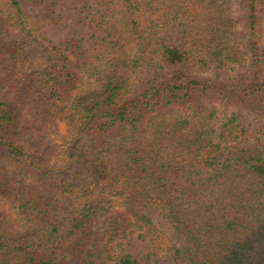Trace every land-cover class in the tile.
Returning <instances> with one entry per match:
<instances>
[{"label":"trees","instance_id":"16d2710c","mask_svg":"<svg viewBox=\"0 0 264 264\" xmlns=\"http://www.w3.org/2000/svg\"><path fill=\"white\" fill-rule=\"evenodd\" d=\"M0 205V264H264V0H0Z\"/></svg>","mask_w":264,"mask_h":264},{"label":"rangeland","instance_id":"374dc122","mask_svg":"<svg viewBox=\"0 0 264 264\" xmlns=\"http://www.w3.org/2000/svg\"><path fill=\"white\" fill-rule=\"evenodd\" d=\"M239 8H240L239 3H237L236 7H235L236 14H238ZM69 32L73 33L74 31L70 30ZM175 39H176V41L178 43H181L183 41V39H185L184 29H176V31H175ZM29 57L31 59V62L34 65H40L41 64V53H40V51L32 49L30 51V53H29ZM39 68H40V66H39ZM58 128H59L58 131L56 129L51 130L50 131V136H51V139L53 141H55L56 143H61L62 137L64 136V134H66L67 129L62 124H60ZM2 213L6 214V215H9V214H12L13 212L10 211L9 206H1L0 205V214H2ZM12 218L13 219L15 218L14 214H13ZM214 224L218 225V224H220V221L215 220ZM100 247H101V241L100 240H96L89 247V250L90 251H94L95 249L100 248Z\"/></svg>","mask_w":264,"mask_h":264}]
</instances>
